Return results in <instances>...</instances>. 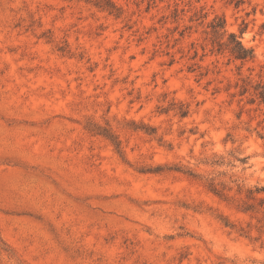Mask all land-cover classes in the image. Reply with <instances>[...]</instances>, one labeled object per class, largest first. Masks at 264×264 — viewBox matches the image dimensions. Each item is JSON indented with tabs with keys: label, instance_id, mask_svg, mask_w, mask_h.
<instances>
[{
	"label": "rangeland",
	"instance_id": "374dc122",
	"mask_svg": "<svg viewBox=\"0 0 264 264\" xmlns=\"http://www.w3.org/2000/svg\"><path fill=\"white\" fill-rule=\"evenodd\" d=\"M112 2L0 0V264H264L237 209L264 203V0ZM214 18L253 60L211 53Z\"/></svg>",
	"mask_w": 264,
	"mask_h": 264
},
{
	"label": "trees",
	"instance_id": "16d2710c",
	"mask_svg": "<svg viewBox=\"0 0 264 264\" xmlns=\"http://www.w3.org/2000/svg\"><path fill=\"white\" fill-rule=\"evenodd\" d=\"M68 2L72 1H81L85 4L91 5L96 9L106 12L108 15L114 16L119 18L122 15V11L119 7H117L112 0H64ZM209 35H210V43H211V53L217 54H227L229 60L240 61V62H248L253 60L254 53L253 50L250 48H246L242 42L240 41V37L237 36L235 33L227 32L225 28V21L223 18H214L212 22L208 25ZM242 31V30H241ZM61 52H64V48L59 49ZM247 91L246 85L241 87V93H245ZM256 98L259 100L260 103L264 104V84L258 83L254 87ZM253 101V100H251ZM179 115L180 117H185L188 114V111L183 106L179 107ZM86 130L89 132L95 133L104 137L108 140L112 146L117 150L120 151V143L117 138L110 132V130L88 122L86 124ZM148 135H153L154 131L151 129L145 128L144 129ZM236 160L242 164H244L247 158H236ZM208 165V163H206ZM210 166H222L223 165V158H219L216 160H212L209 162ZM176 171L182 174H185L194 179H200L201 176L195 174L190 169H182L180 167H157L153 172H162V171ZM205 187L212 195L219 198L223 202H228L230 197H228L227 192L230 191L229 188L223 182H216L214 178L205 179ZM264 188L255 190H248L246 199L247 201H255V195L259 192H262ZM237 191L240 193L241 188L237 185ZM263 200L260 199L258 203H248L245 202L243 204H239L237 209L243 213H253V214H261L260 221L263 223L264 226V209H263ZM218 220L223 225V227L228 228L230 230H235V225L230 223L226 218L218 217ZM238 232L243 233L242 230Z\"/></svg>",
	"mask_w": 264,
	"mask_h": 264
}]
</instances>
